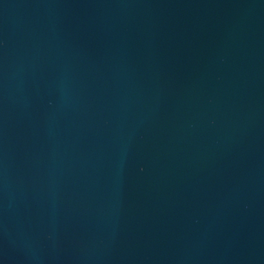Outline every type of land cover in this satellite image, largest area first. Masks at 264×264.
<instances>
[{
    "label": "water",
    "instance_id": "1",
    "mask_svg": "<svg viewBox=\"0 0 264 264\" xmlns=\"http://www.w3.org/2000/svg\"><path fill=\"white\" fill-rule=\"evenodd\" d=\"M0 264H264V0H0Z\"/></svg>",
    "mask_w": 264,
    "mask_h": 264
}]
</instances>
